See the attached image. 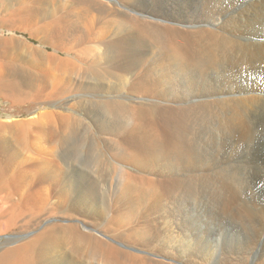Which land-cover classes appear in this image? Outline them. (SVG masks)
<instances>
[{"label":"bare ground","instance_id":"6f19581e","mask_svg":"<svg viewBox=\"0 0 264 264\" xmlns=\"http://www.w3.org/2000/svg\"><path fill=\"white\" fill-rule=\"evenodd\" d=\"M50 8L35 34L68 54L36 64L49 90L0 93L75 94L63 119L90 137L45 128L0 167V209L53 224L0 264H264V0H0V27Z\"/></svg>","mask_w":264,"mask_h":264},{"label":"rangeland","instance_id":"374dc122","mask_svg":"<svg viewBox=\"0 0 264 264\" xmlns=\"http://www.w3.org/2000/svg\"><path fill=\"white\" fill-rule=\"evenodd\" d=\"M50 10L51 8L49 10H45V13H42L38 20H34L31 23L22 24L18 21L13 27H8L9 25L0 27V78L3 76L2 78L4 79H8L12 82H22L24 85L27 83V80L29 81V79H34L38 84L44 86V92L49 90L47 87L49 88L50 82L46 80L45 75H41L42 71L39 67H37L36 64L39 62L43 63L44 60L49 63L47 57L43 55L44 50V53L46 52V54H56L59 56H67L68 54L65 51L58 50V47H60L57 43L58 41L55 42V40L52 39L53 42L51 40L49 43H43L42 39L44 38V34H41L43 36L37 33L35 34V30L40 27L41 24H43L45 21L51 20V18H47L46 20L44 19V15L48 14V12H51ZM17 38L21 41L23 40V42L26 41L24 43L28 44L29 47V51L26 55L27 57H25L23 60H14L12 54L9 53V50L11 49L10 46L18 44L17 42L13 43V40L17 41ZM9 41H11V43ZM8 54H10V56ZM48 63H43L41 66L47 69L46 67H48ZM24 89L27 91L26 96H28H25L27 99L23 98L24 100L22 101L16 99V96V98H14V96L9 95V93H0V167H7L8 164L14 163L13 166L8 170L7 175L9 177L15 175L19 171L20 163L18 162L21 158L25 157L26 153L24 149V143H31L37 137L45 136V128L48 130H54V132L61 137L82 138L83 142H86V139H89L90 137L89 133H85L83 127L78 125L73 117H71L68 122H65L63 119V117L68 116L69 113H71L70 116L79 114L78 110H74L75 108L70 109L67 105L69 100L73 102L75 99V94H67L68 96L58 95V97L55 95V97L53 96L51 98H47L45 97V93L38 94L30 88ZM56 97L57 99H55ZM47 110H49L47 112L49 113L48 116H44L46 112L44 114L40 113ZM38 114H43V116H39ZM4 193L6 194L7 192ZM5 194H3V196ZM10 195H12V198L15 201L19 200L21 196V194L15 193V191ZM95 203L97 204V202ZM98 205H95L94 208H101V206ZM56 211L61 215V211L63 210L56 209ZM96 212L98 213L99 211L96 210ZM55 215L51 217L55 222H53L54 225L68 223V220L64 216L62 217L65 219L57 215L56 218L54 217ZM100 216L96 215L98 219ZM31 218V215L23 214L22 208L18 205L13 208L8 207L0 209V252L5 250L7 247L16 246L20 243V241L15 242L12 239L10 240L8 236L35 233L37 231H41L40 229L50 228L53 225L51 222L45 225H36L35 221H32ZM104 223L107 224V219L104 220Z\"/></svg>","mask_w":264,"mask_h":264}]
</instances>
